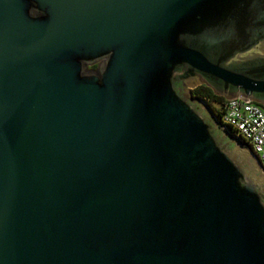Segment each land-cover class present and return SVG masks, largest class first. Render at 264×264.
Returning a JSON list of instances; mask_svg holds the SVG:
<instances>
[{
	"label": "water",
	"instance_id": "1",
	"mask_svg": "<svg viewBox=\"0 0 264 264\" xmlns=\"http://www.w3.org/2000/svg\"><path fill=\"white\" fill-rule=\"evenodd\" d=\"M201 85L264 107V0H0V264H264Z\"/></svg>",
	"mask_w": 264,
	"mask_h": 264
},
{
	"label": "built area",
	"instance_id": "2",
	"mask_svg": "<svg viewBox=\"0 0 264 264\" xmlns=\"http://www.w3.org/2000/svg\"><path fill=\"white\" fill-rule=\"evenodd\" d=\"M218 120L232 134L251 147L264 170V109L262 106L244 97L226 99Z\"/></svg>",
	"mask_w": 264,
	"mask_h": 264
},
{
	"label": "trees",
	"instance_id": "3",
	"mask_svg": "<svg viewBox=\"0 0 264 264\" xmlns=\"http://www.w3.org/2000/svg\"><path fill=\"white\" fill-rule=\"evenodd\" d=\"M193 95L197 98L205 100L213 108L216 117L220 118V115L224 109L226 98L216 95L212 89L205 85L196 87L193 90ZM262 108L264 109L263 106Z\"/></svg>",
	"mask_w": 264,
	"mask_h": 264
},
{
	"label": "flooded vegetation",
	"instance_id": "4",
	"mask_svg": "<svg viewBox=\"0 0 264 264\" xmlns=\"http://www.w3.org/2000/svg\"><path fill=\"white\" fill-rule=\"evenodd\" d=\"M100 65H101V63L98 62V63H96V64L90 66L88 69H89L90 71L95 72V71H97V70L99 69ZM185 88H186V87H185V84H184V83H181V84L178 85V89H179L180 91H182V92H184ZM233 135H234V134H233Z\"/></svg>",
	"mask_w": 264,
	"mask_h": 264
},
{
	"label": "rangeland",
	"instance_id": "5",
	"mask_svg": "<svg viewBox=\"0 0 264 264\" xmlns=\"http://www.w3.org/2000/svg\"><path fill=\"white\" fill-rule=\"evenodd\" d=\"M216 107V106H215Z\"/></svg>",
	"mask_w": 264,
	"mask_h": 264
}]
</instances>
